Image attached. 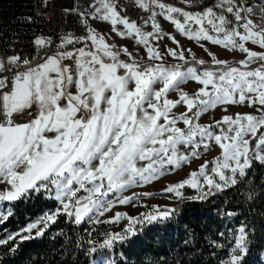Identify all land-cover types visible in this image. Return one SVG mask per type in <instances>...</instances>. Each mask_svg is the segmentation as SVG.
Listing matches in <instances>:
<instances>
[{
	"label": "snow or ice",
	"instance_id": "obj_1",
	"mask_svg": "<svg viewBox=\"0 0 264 264\" xmlns=\"http://www.w3.org/2000/svg\"><path fill=\"white\" fill-rule=\"evenodd\" d=\"M135 3L150 12L145 23H150L151 32L122 16L115 0H91L85 12L65 9L77 11L86 34H65L54 54L39 64L15 55L6 61L0 59V183L10 186V190H0V202L15 201L43 188L54 189V198L60 203L54 214L17 233L21 240L31 238L22 233L33 229L43 235L39 224L47 227L61 213L74 218L76 224L85 218L95 224L126 219L128 226L123 233L107 234L98 246L88 242L93 245L91 254L98 249L110 251L116 243L135 235L137 225L167 220L176 211L156 206L140 217L116 213L102 221L100 217L117 204L138 199L136 195L123 196L127 189L148 185L190 165L201 157V149L207 152L213 144L221 149L220 156L205 161L164 191L181 197L187 186L200 193L194 199H207L216 191L237 185L253 159L264 164V52L247 47L251 43L264 49V23L250 18L253 7H244L239 0H217L201 11H187L162 0ZM256 15L264 20V0ZM157 16L201 47V42L207 41L244 53L247 58L239 67L229 66L209 53L213 66L203 67L205 61L192 56L201 67H184L189 63L185 52L191 49L182 48L174 35L163 32ZM90 19L110 24L121 38H134L153 63L141 65L126 47L117 50L104 34L89 26ZM165 36L177 46L166 49L165 54L183 63L171 67L164 63V55L153 41L158 44ZM33 43L37 48H49L53 42L38 37ZM121 53L131 62L121 60ZM69 60L72 65L65 63ZM254 64L257 66L252 67ZM190 81L202 86L191 96L182 87ZM73 86L75 93L70 90ZM171 92L178 93L176 100L168 98ZM246 103L256 106L259 114L225 115L215 124L218 132L212 125L199 123L203 114L218 106ZM180 105L186 111L176 115L173 110ZM34 106L33 119L17 122L19 114ZM179 123L186 127H179ZM252 140H256L254 149ZM9 215V211L0 210V222ZM238 233L230 257L222 264H241L247 255L246 228L241 226ZM14 239L16 236L10 235L0 240V245ZM97 264H111L110 257H97Z\"/></svg>",
	"mask_w": 264,
	"mask_h": 264
},
{
	"label": "trees",
	"instance_id": "obj_2",
	"mask_svg": "<svg viewBox=\"0 0 264 264\" xmlns=\"http://www.w3.org/2000/svg\"><path fill=\"white\" fill-rule=\"evenodd\" d=\"M5 1L2 8L9 15L22 2ZM9 206L11 215L0 222V240L44 216L50 204L40 195L28 193ZM223 208H238L244 221L236 226H264V167L253 160L247 175L222 196L184 202L173 218L143 226L130 241L115 245L106 255L111 264H222L229 257L228 240L219 235L223 227L232 225L220 219ZM55 226L57 231L47 232L41 239L0 245V264H93L97 260L101 251L91 254L93 245L88 242L98 246L99 241L87 225H65V218H60Z\"/></svg>",
	"mask_w": 264,
	"mask_h": 264
},
{
	"label": "rangeland",
	"instance_id": "obj_3",
	"mask_svg": "<svg viewBox=\"0 0 264 264\" xmlns=\"http://www.w3.org/2000/svg\"><path fill=\"white\" fill-rule=\"evenodd\" d=\"M217 2V0H214V2L210 5H214ZM262 3V0H260V5ZM158 11V10H157ZM157 20L161 24V28L163 32L165 33H171L172 35L175 36L176 40L179 41L180 46L184 49H191V52L186 51L185 56L188 59L189 63L184 64V67L188 66H196L197 68H200V65H196L194 61H192V56H195L196 60H204L205 65L203 67H210L213 66L212 64V58L209 55V53H212L216 56V58L222 60V61H227L229 66H240V61L245 60L246 54L241 53L239 51H229L226 50L225 48L217 45H213L207 41H202L201 43L204 45V47H201L199 44H197L195 41H191L186 39L185 37L181 36L178 32L175 31L174 26L166 21L163 17L157 16ZM258 24L264 23V20H261L259 22H256ZM89 26L97 30L99 33L104 34L105 39L110 45H113L117 50L122 49L126 47L129 52L133 54V56L136 58V60L141 64V65H151L153 61L148 59L146 49L138 44H136L134 38H121L118 36L112 29L111 25L103 22L101 20H89ZM122 29V26H118ZM142 29L145 32H151L152 28L149 24L144 23ZM84 34H86V29ZM153 44L157 47H159L160 52L162 55H164V63L166 66L171 67L176 64L183 63L181 61H178L168 55H166V49H171V48H176L177 46L172 43L170 39H168L166 36L162 40L159 41L157 44L155 41H153ZM250 50L257 51V52H264V49H260L256 45H252L249 43L247 45ZM120 59L125 61V62H131L130 58L123 53L120 55ZM71 63L73 64V61H65V63ZM158 63V62H157ZM257 65H252V67H256ZM157 88L160 87V85H156ZM183 90L188 93L190 96L193 95L199 88L202 86L199 85L196 82H188L187 84L183 85ZM73 93L76 92L75 86H73L70 89ZM178 97V93L171 92L169 94V99L176 100ZM64 101H61V104L63 105ZM225 108L227 109L225 111ZM31 112L33 113V118L34 114L36 112L35 106L30 109ZM176 115H179L181 113H184L186 111V108L182 105L178 106L176 109L173 110ZM236 113H241V114H256L257 109L256 106H248L247 103L245 105H239V104H234V105H223V106H218L214 110H211L205 114H203L200 117L199 123L201 125H212L213 130L218 132V129L215 128V124L217 121L222 120V118L225 115H231L235 116ZM179 127L185 128L186 126L183 123L178 124ZM226 127V126H225ZM264 132V130L262 131ZM47 135L51 136L54 135L52 133H48ZM259 135V133H258ZM252 142V141H251ZM256 142L254 145H252V148L254 149ZM184 151V149H181ZM202 155L199 159H195L192 161L190 165H185L179 170L174 171L173 173L166 175L159 180H156L148 185L141 186V187H132L127 189L124 193L123 196L131 197L133 195L138 196V199L133 200L131 203L127 205H120L117 204L115 207L112 208L111 211L106 212L103 217H100V219L103 220H109L114 217L116 213H122V214H127L128 216L131 217H140L142 214L148 213L152 211L156 206H159L162 210L164 209H175V213L177 214L178 208L180 205H182L184 202L187 201H202L204 199H194V197H197L200 195V193L191 187H185L184 189L181 190L182 196L177 197L174 193H168L165 190V188L168 185L176 184L184 179H186L189 175L190 172L196 171L199 169V167L204 164L205 161H213L215 158L220 156L221 154V149L218 146H215L214 144L211 146L210 150L207 152H203V149H201ZM250 158H252V152L249 153ZM255 161V159H253ZM256 162V161H255ZM257 163L258 167H264V164ZM212 164L209 163V169H211ZM249 170V169H248ZM247 170V172H248ZM244 177H239L238 182L241 181ZM218 181V177L215 178ZM227 187L223 191H216L214 195H210L208 197H215L217 198L218 196H222L224 192L231 188ZM0 190H10V186H8L6 183H0ZM206 190V189H205ZM28 193H32L34 197L40 195L42 198H45V200L50 204V207L47 208L46 214L44 216H41L34 222H39L41 221L46 215L49 214H54L57 209L60 208V203L55 200L54 198V189L51 191L45 190L41 188L39 191H29ZM26 193V194H28ZM148 193L149 195L145 196L144 194ZM24 194V195H26ZM22 197V196H21ZM20 197V198H21ZM110 199L113 197H109ZM18 200V199H17ZM15 200V201H17ZM15 201L11 202H0V210H7L10 212L11 208L9 204L14 203ZM238 209V208H237ZM236 211H227V209L223 208V210L220 212L221 217L220 219L222 222L232 224L231 227L226 228L223 227L222 231L220 232L219 237L222 239H227L228 240V255L230 257L231 255V249L235 246V240L238 236V230L241 226H236L238 223L242 222V218L240 217V214L237 213ZM175 213L169 218H173ZM231 213V215H229ZM60 218H65V225H70V223H74V218H69L64 214H59L56 216L55 223H48L47 227L43 223L39 224V228L43 229V235L47 232L54 233L55 231L58 230V227L55 226L57 224L58 219ZM239 220V221H238ZM31 222V223H34ZM157 222V221H155ZM151 222V223H155ZM30 223V224H31ZM77 226H81L83 224L87 225L91 229V234H93L97 241H99V244L103 243L105 240L107 234L110 233H123L124 229L128 226V221L126 219H122L118 223H90L88 222L87 218H85L84 222L81 224H76ZM149 224V222L145 221L139 225L136 226L137 231L143 226H146ZM226 225V224H225ZM247 232V255L244 256L241 264H264V226H258V225H245ZM26 228V227H25ZM23 228V229H25ZM52 228L51 231H49ZM23 229H20L14 234L9 233L8 237L10 235H15L16 239L10 240V241H16V242H29V241H34L41 239L43 235H38V229H33L31 233L28 232H23L22 234L26 237L30 236L31 238L21 240L19 235H16L17 233H21ZM137 231L135 235H129L127 239H125L123 242L116 243L117 244H124L125 242L130 241L133 237L137 235ZM262 231V236H259L258 232ZM258 235V237H257ZM261 237V238H260ZM259 239V240H258ZM114 245V246H115ZM99 254V257L106 255V252L108 250H101ZM239 254V253H237ZM228 257V258H229ZM97 264V260L93 263Z\"/></svg>",
	"mask_w": 264,
	"mask_h": 264
},
{
	"label": "built area",
	"instance_id": "obj_4",
	"mask_svg": "<svg viewBox=\"0 0 264 264\" xmlns=\"http://www.w3.org/2000/svg\"><path fill=\"white\" fill-rule=\"evenodd\" d=\"M5 2L0 0V59L6 61L15 55L28 59L35 65L54 54L60 38L65 34L84 35L85 27L81 24L77 11H87L91 0H22L19 3V10L16 9L10 15L2 8ZM162 2L187 11H201L210 7L214 0H162ZM115 3L122 16L135 21L141 28L150 16V12L142 10L135 0H115ZM239 3L244 7H253L254 11L250 18L255 22L260 21V17L255 16L260 8V0H239ZM68 8H76L77 11L66 12L65 9ZM38 37L51 38L52 46L37 48L33 41ZM66 64L72 65L70 62ZM29 111L31 112L25 110L19 114L16 117L17 122L23 123L33 119V116L28 115Z\"/></svg>",
	"mask_w": 264,
	"mask_h": 264
},
{
	"label": "bare ground",
	"instance_id": "obj_5",
	"mask_svg": "<svg viewBox=\"0 0 264 264\" xmlns=\"http://www.w3.org/2000/svg\"><path fill=\"white\" fill-rule=\"evenodd\" d=\"M255 16H258V15H256V13H255ZM68 63V62H67Z\"/></svg>",
	"mask_w": 264,
	"mask_h": 264
}]
</instances>
